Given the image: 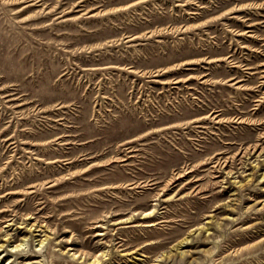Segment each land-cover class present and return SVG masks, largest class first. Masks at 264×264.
I'll return each mask as SVG.
<instances>
[{
  "label": "rangeland",
  "instance_id": "obj_1",
  "mask_svg": "<svg viewBox=\"0 0 264 264\" xmlns=\"http://www.w3.org/2000/svg\"><path fill=\"white\" fill-rule=\"evenodd\" d=\"M94 259L264 264V0H0V264Z\"/></svg>",
  "mask_w": 264,
  "mask_h": 264
},
{
  "label": "bare ground",
  "instance_id": "obj_2",
  "mask_svg": "<svg viewBox=\"0 0 264 264\" xmlns=\"http://www.w3.org/2000/svg\"><path fill=\"white\" fill-rule=\"evenodd\" d=\"M250 152H251V151H250ZM228 174H229V173H228ZM9 182H10V181H9ZM11 186H12V185H11ZM151 213H153V211L144 212V215H143L144 217H143V218H149ZM148 226H150V224H148ZM42 243H43V242H41L40 245H38V246H41ZM258 244H259V242H258ZM22 245H23V244H22ZM22 245L15 246V249H16V248H19V249H20V247H21ZM181 245H182V244H181ZM39 248H40V247H39ZM20 250H24V249L22 248V249H20ZM39 250H40V249L37 248V250H35V252L37 253V252H39ZM24 257L28 258V255H25ZM96 262H98V259H94L91 263L95 264ZM27 264H28V263H27Z\"/></svg>",
  "mask_w": 264,
  "mask_h": 264
}]
</instances>
